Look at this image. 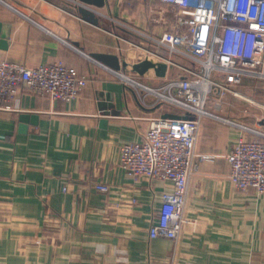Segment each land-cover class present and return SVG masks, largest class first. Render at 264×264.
Segmentation results:
<instances>
[{
  "label": "crops",
  "instance_id": "obj_1",
  "mask_svg": "<svg viewBox=\"0 0 264 264\" xmlns=\"http://www.w3.org/2000/svg\"><path fill=\"white\" fill-rule=\"evenodd\" d=\"M154 5L108 0L93 25L68 0H0V60L32 67L60 59L88 77L72 100L18 90L17 108L0 110V264H264V194L230 182L226 155L237 129L222 119L248 126L259 119L264 132V79L244 78L234 86L240 95L223 94L220 106L210 94L205 109L213 115L202 118L196 142L207 157L188 181V221L176 240H148L171 187L128 174L119 147L138 141L149 118L177 111L140 104L113 64L143 59L114 34L134 39L129 27L156 36L168 28L153 24ZM166 20L173 21L171 10ZM169 57L194 65L177 52ZM181 76L169 65L164 76L150 68L138 78L159 85ZM95 181L108 192L95 190Z\"/></svg>",
  "mask_w": 264,
  "mask_h": 264
},
{
  "label": "built area",
  "instance_id": "obj_2",
  "mask_svg": "<svg viewBox=\"0 0 264 264\" xmlns=\"http://www.w3.org/2000/svg\"><path fill=\"white\" fill-rule=\"evenodd\" d=\"M68 1L72 5L81 4L79 0ZM158 1V7H153L157 12L152 22L168 26L158 36L130 27L144 40L114 34L139 51L142 58L164 62L184 72V76L151 85L130 68L115 70L140 104L146 107L166 104L177 114L188 116L151 117L138 141L119 147L118 164L128 174L144 176L149 181L163 180L171 187L150 220L149 241L157 237L176 240L188 221L185 216L188 181L199 160L207 157L197 152L196 142L202 118L213 115L205 109L210 94L217 95L214 104L220 106L223 94L240 95L234 86L244 78L264 79V0ZM102 7L109 9L108 0H104ZM102 7L92 8L99 16H106L100 10ZM170 10L173 21L168 23L166 13ZM108 18L113 20L112 15ZM160 45L164 46V54ZM175 52L191 58L194 65L186 67L172 61L169 56ZM87 82L86 75L60 59L32 67L2 59L0 110L17 108L18 90L69 101L80 94ZM222 119L237 129L232 149L226 155L230 182L236 189L264 194V132L260 130V120L248 126ZM93 187L102 193L109 190L103 181H95Z\"/></svg>",
  "mask_w": 264,
  "mask_h": 264
},
{
  "label": "water",
  "instance_id": "obj_3",
  "mask_svg": "<svg viewBox=\"0 0 264 264\" xmlns=\"http://www.w3.org/2000/svg\"><path fill=\"white\" fill-rule=\"evenodd\" d=\"M79 1L81 4L74 5L76 7L78 16L82 20L89 22L90 24L99 25L100 16L95 10V8H92V7H97V8L102 7L104 4V0H79ZM99 57L103 59L104 61L108 62L106 56L101 55ZM121 65H122L121 67L125 68L127 67L128 63L123 61ZM113 66L117 69L119 68L117 64H113ZM128 68H130L132 72H135L138 75H143L146 70L152 68L156 75L164 76L166 69H167V65L164 62H154L150 60L149 58H143L139 60L138 62L129 64ZM100 106L102 108H106L107 102H101ZM162 116L169 117V118H187L188 117L187 115H180V114L173 113V112L166 113Z\"/></svg>",
  "mask_w": 264,
  "mask_h": 264
},
{
  "label": "rangeland",
  "instance_id": "obj_4",
  "mask_svg": "<svg viewBox=\"0 0 264 264\" xmlns=\"http://www.w3.org/2000/svg\"><path fill=\"white\" fill-rule=\"evenodd\" d=\"M132 39H133V38H132ZM132 39H130V40H132ZM139 39H140V38H138L137 40L140 41ZM134 41H136V40H134ZM127 45H128L129 47H131L129 44H127ZM262 110H263V113H264V108H263Z\"/></svg>",
  "mask_w": 264,
  "mask_h": 264
}]
</instances>
